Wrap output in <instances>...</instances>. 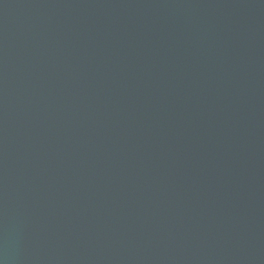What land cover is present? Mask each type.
Masks as SVG:
<instances>
[{
    "label": "water",
    "instance_id": "1",
    "mask_svg": "<svg viewBox=\"0 0 264 264\" xmlns=\"http://www.w3.org/2000/svg\"><path fill=\"white\" fill-rule=\"evenodd\" d=\"M0 264H264V0H0Z\"/></svg>",
    "mask_w": 264,
    "mask_h": 264
}]
</instances>
